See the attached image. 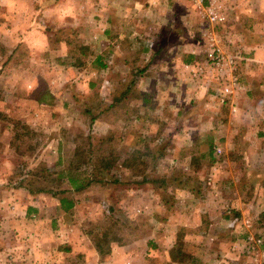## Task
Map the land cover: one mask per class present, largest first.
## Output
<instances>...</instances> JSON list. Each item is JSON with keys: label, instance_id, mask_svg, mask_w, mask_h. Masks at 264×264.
Returning <instances> with one entry per match:
<instances>
[{"label": "rangeland", "instance_id": "1", "mask_svg": "<svg viewBox=\"0 0 264 264\" xmlns=\"http://www.w3.org/2000/svg\"><path fill=\"white\" fill-rule=\"evenodd\" d=\"M82 1L0 0V186L6 187L8 192L14 188H26L31 195L46 192L48 196L59 199L58 195L53 196L50 192H59L69 186L67 176L85 180L99 161L105 159L114 163L110 171L104 170L105 175L100 183H92L84 193L66 195L78 202L70 214L73 217L68 218L76 221L74 225L77 228L72 233H83L106 263L113 247L125 246L138 236L142 228L146 229L144 226L150 216L154 215L147 225L158 229L166 216L174 215L172 202L175 195L169 191L179 182L182 169L173 166L170 161H156L155 155L170 154L160 149L161 143L156 144L157 130L142 132L127 126H121V129L115 124L119 114L115 116L107 107L112 97L122 93L130 82H116L113 75L115 67L113 70L106 60L96 62L101 49L96 47L99 40L91 39V36L95 35L92 31L111 19L108 11L118 9L116 5L122 3H112L111 0ZM149 1H141L144 17L136 18L143 28L139 33L143 40L139 39L141 44H136L134 54H139L142 46L147 48V40L153 45L157 41L152 28L148 29L146 25V16L150 14L149 11L153 14L158 10L163 11L165 6L162 3L170 0ZM223 1L173 0L168 5L173 11H195V21H187L193 25L188 33L199 49L203 43L206 44V40L210 41L204 33L213 28V22L207 19L208 12L214 9L211 5ZM238 7L248 13L252 8H247L243 2H239ZM79 29H83V32L79 33ZM180 29L174 28L166 40L189 36ZM86 30L90 33H86ZM106 40L110 42L112 39L107 35ZM108 51L103 50L104 57H111L112 51L110 55ZM144 52L150 54L148 48ZM211 54L208 61L211 66L205 64V70L209 72L204 74L207 75L224 71L226 65L234 69L241 57L237 50L231 56L226 51L217 50ZM35 92L48 95L51 104H38L32 100ZM217 100L221 101L222 98L218 97ZM240 152L239 148L235 149L233 155ZM127 159L131 160L134 169L121 172L118 165ZM237 164L240 165V162L234 163L232 171L239 175ZM245 164L248 165V162ZM192 168L197 169L198 164L195 163ZM249 169L253 170L251 174L247 169L248 175L244 177L241 174L242 177L238 176L235 182L238 192L231 188V184L230 187L214 184L208 188L217 191L212 195L220 204L226 202V205L231 197H238L237 202L245 205L244 216L235 212L239 213L240 220L245 218L236 233L247 237L233 246L237 249L234 250L237 252V259H233L235 263L264 264V163L253 161ZM144 179H148V182L144 183ZM226 179L234 184L232 178H223L221 182ZM180 183H186L184 178ZM188 186L198 185L191 182ZM127 190H136L137 193L128 200ZM154 198L158 202L163 199L168 209L148 207L147 203ZM237 202L234 203L235 207L238 206ZM139 208L143 212L139 213ZM233 208L231 206L229 209L234 211ZM52 209L45 216L50 218ZM221 216L235 217L225 206ZM47 217L44 220L47 224L39 226V229H51ZM29 228L30 224L24 225L22 231L27 233ZM14 231L6 227L0 230V234L12 232L17 235ZM174 234L184 257L179 255L174 258L177 254L176 241L169 251L162 244L153 243L155 247L143 244L142 250L148 248V253L152 255L147 257V264H204L209 260L204 256L195 258L185 252L184 234L176 230ZM142 242L145 243V240ZM98 243L101 252L96 248ZM68 264H80V261L73 258Z\"/></svg>", "mask_w": 264, "mask_h": 264}, {"label": "crops", "instance_id": "2", "mask_svg": "<svg viewBox=\"0 0 264 264\" xmlns=\"http://www.w3.org/2000/svg\"><path fill=\"white\" fill-rule=\"evenodd\" d=\"M111 1L122 5L108 11L111 19L107 17L105 25L92 31L95 35L91 39L99 40L96 47L101 49L96 62L106 60L113 70L115 67V81L130 84L118 96L112 97L107 109L115 116L119 114L115 123L119 128L127 126L142 132L157 130L156 144L162 145L156 146L170 154H160L156 161L161 163L163 159L181 167L179 182L169 191L175 195L172 202L174 215L166 216L163 221L166 224L162 223L158 229L150 224L147 227L154 217L150 216L144 226L146 229L141 227L138 236L125 246L113 247L105 263L83 233H72L77 228L76 221L68 218L73 217L70 214L77 207V201L72 199L73 208L65 212L59 206V199L46 192L36 196L26 188L8 192L1 185L0 230L8 227L18 234H0V264H68L73 258H78L80 264H147V257L152 255L148 248L144 251L141 246L162 244L169 251L176 241L174 230L184 234L185 252L195 258H209L204 264H237L233 260L237 259V249L233 246L247 237L236 233L245 218L240 220L239 213L235 212L244 216L245 205L237 202L238 197H231L226 205V202L220 204L212 195L217 191L208 186L230 187L231 184L234 190L238 176H247V169L250 174L253 172L249 169L253 161L264 163V0H224L211 5L214 9L208 12L207 19L213 22V28L204 33L210 41L206 40L199 49L188 33L193 25L187 21H195V11H173L168 5L173 0L162 1L163 11L158 10L155 14L149 11L146 16V25L148 29L152 28L157 40L154 45L147 40L150 54L144 52L147 48L142 45L140 53L134 54L136 44H141L139 33L143 28L136 18L144 17L145 10L140 8L143 0ZM239 2L245 3L247 8L252 7L249 13L237 8ZM222 18L224 20L218 22ZM174 28H181V32L185 31L189 36L166 40ZM80 32L83 29H79ZM86 33L90 31L86 30ZM107 35L112 39L110 42L106 40ZM103 50H109V55L112 51L111 57H104ZM214 50L226 51L229 56L234 50L239 51L241 57L236 61L237 67L232 69L226 65L222 72L204 74L209 72L205 70V64L211 66L208 61ZM218 97L222 100H217ZM238 148L242 152L233 155ZM237 161L240 162L237 164L239 175L232 171ZM195 163L197 169L192 168ZM118 169L129 172L133 168L121 163ZM99 174L101 182L104 170L101 169ZM91 175L92 172L88 177ZM183 178L185 184L180 183ZM223 178H232L234 184L227 179L221 182ZM191 182L198 186H188ZM63 190L72 191L70 186ZM136 190L126 191L128 200L137 193ZM147 205L156 210L167 208L163 199L158 202L154 198ZM224 206L235 217L221 216ZM231 206L234 211L229 209ZM50 208H53V215L49 218ZM138 211L143 212V209ZM46 217L51 227L48 231L39 229L47 224L44 222ZM29 224L31 229L27 233L22 231V227Z\"/></svg>", "mask_w": 264, "mask_h": 264}, {"label": "trees", "instance_id": "3", "mask_svg": "<svg viewBox=\"0 0 264 264\" xmlns=\"http://www.w3.org/2000/svg\"><path fill=\"white\" fill-rule=\"evenodd\" d=\"M31 99L36 101L38 104H48V105L51 104V98L48 95L47 96L46 95H41V94H38V93L35 92L31 96ZM159 156H160V153H159V155H155L156 158H158ZM113 164L114 163H110V161H106L105 159H103L102 161H99V163H96V165H94V169L92 171V175L90 177H87L88 179H85V180H83L82 178H78V177L74 178V177H71V176H67L66 182L69 184V186L71 187L72 191L70 192V191H67V190H62V191L53 193V196H56V195L59 196V206H60V208L63 211H65V212H67L68 210L72 209L73 206H74L73 205L74 202H73V200L71 198L66 197V195L73 194V193H79V192L83 191L84 189H86L87 187H89L92 183L100 182L101 176L99 174V171L101 169L106 170V171H110V169L112 167H114ZM124 164L126 166L132 167L134 169L133 163H131L130 159L125 160ZM143 182L144 183L148 182V179H144ZM103 237L106 238V234H104ZM100 240H104V239H100ZM176 243H177V246L175 244V249L177 251V254L175 255L176 257H174V258L179 257V255H182L184 257V255L182 253H180V248L178 247L179 246V244H178L179 241L176 240ZM100 247H101V245L98 243L96 245V248L99 250V252H101Z\"/></svg>", "mask_w": 264, "mask_h": 264}, {"label": "built area", "instance_id": "4", "mask_svg": "<svg viewBox=\"0 0 264 264\" xmlns=\"http://www.w3.org/2000/svg\"><path fill=\"white\" fill-rule=\"evenodd\" d=\"M194 1H198V0H194ZM216 62H218V59L216 60Z\"/></svg>", "mask_w": 264, "mask_h": 264}]
</instances>
